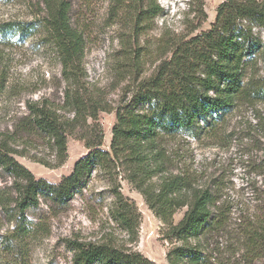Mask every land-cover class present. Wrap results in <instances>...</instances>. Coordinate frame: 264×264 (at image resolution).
I'll list each match as a JSON object with an SVG mask.
<instances>
[{
  "label": "rangeland",
  "instance_id": "374dc122",
  "mask_svg": "<svg viewBox=\"0 0 264 264\" xmlns=\"http://www.w3.org/2000/svg\"><path fill=\"white\" fill-rule=\"evenodd\" d=\"M70 1L71 21L85 38L83 66L89 88L101 93L109 105L117 106L129 102L138 84L165 57L156 50L162 33L186 34L196 27L193 35L210 29L224 0H202L199 13L190 9L187 0H156L159 12L149 25L139 26L137 31L132 21L108 17V0ZM199 2H194V10ZM42 8L39 0H0V134L16 135L12 146L24 154L16 158L36 178L57 183L88 152L84 141L77 133L68 135L65 163L50 168L35 161H52L47 142L37 136L18 137L15 129L27 114L28 101L61 99V66L40 20ZM239 21L244 25L248 22ZM250 40L260 47L255 52L260 56L264 52V28L254 24ZM124 65L127 68L122 72ZM259 68L263 76L260 62ZM98 121L104 132L103 148L109 150L115 111L99 112ZM263 130L264 102L241 103L212 130L196 125L191 131L179 130L162 141L169 156L167 172L184 176L191 188L208 189L212 195L210 209L220 223L191 240L205 264H264V256L258 250H249L246 241L247 227L264 212ZM0 176V185L10 182L1 171ZM131 176L122 165L110 171L93 170L69 202L56 205L41 201L38 208L28 210L26 217L37 234L17 247V263L13 264H71L65 238L130 247L153 264H168L167 254L180 241L171 236L168 223L148 206ZM161 180L162 176H153L144 180L142 188L156 193ZM116 193L131 206L137 235L133 242L111 217ZM185 209L183 206L174 212L173 224ZM7 229L12 226L5 222L0 235Z\"/></svg>",
  "mask_w": 264,
  "mask_h": 264
},
{
  "label": "trees",
  "instance_id": "16d2710c",
  "mask_svg": "<svg viewBox=\"0 0 264 264\" xmlns=\"http://www.w3.org/2000/svg\"><path fill=\"white\" fill-rule=\"evenodd\" d=\"M195 1L188 0V4L199 13L202 0L197 10ZM39 3L43 6L40 20L61 66L63 88L59 102L47 97L28 101L27 114L15 126L16 133L18 137L37 136L47 142L53 152L52 161L35 160L46 167L57 168L65 163L68 135L77 133L88 152L75 161L69 174L52 183L36 178L17 160L16 156L24 154L12 146L15 134H0V171L10 180L0 185V229L5 222L12 226L0 235L4 254L0 264L17 263V247L37 234L26 217L28 210L38 208L41 201L56 205L69 202L93 170L110 171L117 165L131 171L148 206L168 223L171 236L180 241L167 254L168 264H205L191 240L220 223L210 209L212 195L208 189L191 188L184 176L167 172L169 156L162 141L179 130L191 131L196 125L212 130L237 105L264 102V75H259V62L264 69V52L256 56L260 47L250 40L254 24L264 28V0H224L210 29L193 35L196 27L186 34L162 33L156 50L165 57L138 84L129 102L117 106L109 105L101 93L89 88L83 66L85 38L71 21L72 2ZM159 9L156 0H108L107 10L112 20L132 21L137 31L139 26L149 25ZM239 20L248 22L244 25ZM123 68L122 72L127 66ZM113 110L115 122L106 150L98 114ZM156 175L162 176L156 193L142 188L144 180ZM115 202L111 217L133 242L137 235L131 206L119 193ZM183 206L186 209L182 217L173 224L172 215ZM253 224L247 227V247L264 256V212ZM64 243L71 251V264H153L130 247L71 238H65Z\"/></svg>",
  "mask_w": 264,
  "mask_h": 264
},
{
  "label": "clouds",
  "instance_id": "9594fccd",
  "mask_svg": "<svg viewBox=\"0 0 264 264\" xmlns=\"http://www.w3.org/2000/svg\"><path fill=\"white\" fill-rule=\"evenodd\" d=\"M188 1V0H187Z\"/></svg>",
  "mask_w": 264,
  "mask_h": 264
}]
</instances>
